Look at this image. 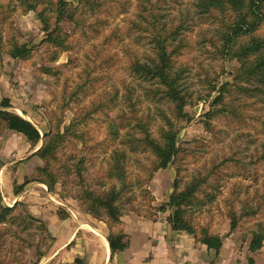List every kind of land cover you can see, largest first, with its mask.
I'll use <instances>...</instances> for the list:
<instances>
[{"label":"rangeland","instance_id":"374dc122","mask_svg":"<svg viewBox=\"0 0 264 264\" xmlns=\"http://www.w3.org/2000/svg\"><path fill=\"white\" fill-rule=\"evenodd\" d=\"M68 1L73 5L79 3V0ZM146 1L108 0L111 6L107 11L85 15L87 24L99 20L88 33H84L85 26L64 23L74 47L59 52L50 61L56 49L42 43L46 34L37 11H26L23 0H0V108L2 99L9 98L8 109L19 115V109L24 110L27 116H21L34 123L42 136L33 145L23 134L0 124V203L8 207L22 203L28 213L45 223L54 237L51 242L38 225L23 228L19 223L2 224L7 233L2 236L0 255L12 264L21 259L26 264H89L92 259L101 264L105 259L103 239L108 240L111 232L126 233L128 247L133 235L166 234L167 237L169 227L171 233L184 234L196 243H202L197 239L202 228L220 235L223 247L218 254L214 250L207 264H264V240L260 249H250L253 228L260 224L264 227V160L260 159L264 153V87L253 91V95L236 93L237 101L251 102L248 112L254 115L253 120L241 123L232 118H215L213 130L204 124V113L210 110L215 97V93L207 95L209 80H232L231 74L239 64L217 54L213 40L217 43L224 29L220 23L202 20L198 0H166L165 3L152 0L159 6L162 21L184 22L188 26L179 36L187 45L177 58L175 70L185 69L183 83L197 100L186 109L191 120L181 123L179 145L184 151L177 163L151 175L155 161L151 152L131 151L109 135L107 123L115 120L118 113L129 112L128 97L137 104L140 114L152 115L156 123L161 121L162 112L171 116L165 103L148 94L150 82L135 75L130 68L135 56L145 60L149 51L145 31L137 27V24L144 25L143 8L150 6ZM256 34L264 35V23ZM17 39L33 48L29 58H13L9 53L12 42ZM46 66L53 68L54 73L46 72L43 69ZM73 121L79 124L51 160L52 168L62 176L50 189L39 173L46 161L35 152L52 127L60 123L64 132ZM115 148L127 149L128 187L122 200L128 209L123 212L121 224L110 225L106 219L84 212L75 198L78 187L73 175L64 166L82 152L89 159L88 180L94 183L103 177L101 190L113 185L119 188L121 182L106 174ZM225 158H228L226 163L221 164ZM200 177L207 179L189 208V216L199 232L195 238L185 231L174 230L167 219L171 211L159 208L174 191L176 179L180 181V188H184ZM26 180L28 183L16 194V186ZM247 201L258 205V212L240 218L232 229L231 212L240 213ZM154 225L159 230L154 227L151 232L149 227ZM73 233L71 241L54 254L57 244H63ZM175 239L181 241L182 237ZM38 246L46 250L41 259ZM123 251L114 255L111 252L109 262L118 264L116 256Z\"/></svg>","mask_w":264,"mask_h":264},{"label":"trees","instance_id":"16d2710c","mask_svg":"<svg viewBox=\"0 0 264 264\" xmlns=\"http://www.w3.org/2000/svg\"><path fill=\"white\" fill-rule=\"evenodd\" d=\"M165 3L166 0H160ZM78 5H73L68 0H23L26 11L35 10L42 22L45 38L42 43L56 49L50 61L57 58L61 51L71 50L74 44L71 34L65 32L63 24L70 23L75 27L85 26L88 33L93 31L95 24H87L86 14L107 11L111 6L108 0H79ZM150 6H144V25L137 24L139 29L145 31V38L149 44V51L145 60L135 56L131 61L132 72L150 82L148 94L152 98L163 102L169 107L171 116L166 112L161 113V121L155 122L150 114H140V109L130 97L127 98L129 112L118 113L115 120L109 121V135L116 142L126 145L131 151H149L154 156L151 175L158 169H165L176 164L180 154L184 151L179 145V134L182 130L181 123L191 120L187 107L194 105V94L183 83L185 69L175 70L177 58L182 54L185 47L184 38H179L181 31L188 28L182 22L179 24L162 21L157 2L147 0ZM43 4L41 9L38 7ZM197 6L202 20L220 23L224 29L215 43L217 54L228 60H236L239 66L234 70L232 80L220 81L217 78L209 80L208 97L215 93L211 101L210 110L204 113V124L213 130L212 120L215 118H232L241 123L253 120L254 115L248 111L251 107L247 101H237L236 93L252 94L253 91L261 90L264 87V35H257V31L264 23V0H198ZM115 7H113L114 10ZM203 21V22H204ZM100 23H103L101 21ZM86 31V30H85ZM112 37V34L110 35ZM109 40V36L107 37ZM179 42L177 43V41ZM218 45V47H217ZM2 35L0 34V57L2 55ZM33 48L27 43H21L18 39L12 42L9 53L13 58H29ZM46 72L54 73L50 66L43 68ZM253 95V94H252ZM202 98V97H200ZM253 102V101H252ZM11 101L3 98L0 108V124L7 129L23 134L33 145H37L42 136L37 126L30 120L18 113L9 110ZM259 119H255L258 121ZM79 124L73 121L61 131L60 123L52 127L44 134L41 147L35 152L46 165L39 169L50 189L61 179L59 170H54L51 160L56 158V153L64 146L66 138L72 134V130ZM156 127V128H155ZM122 130L123 133H122ZM114 142V143H115ZM141 148V149H139ZM113 158L107 176L116 178L121 182L117 188L115 185L108 190H101L99 185L102 178L92 183L86 178L87 162L89 159L84 153L74 156L73 162L64 166V170L70 171L77 185L75 198L80 202L85 213L96 218L106 219L110 225L121 224L123 212L128 209L123 202V194L128 187L126 182V161L127 149L115 148ZM225 158L222 163H226ZM232 159V158H230ZM264 160V153L260 156ZM216 168V167H215ZM206 177L194 179L184 188H180L179 179L175 180L174 191L159 208L160 211L170 210L168 222L176 231H185L196 235L199 233L189 216V208L196 199V194ZM28 180L20 186H16L15 193L19 194ZM210 197V196H209ZM212 200L213 197H210ZM18 207V208H17ZM259 206L245 202L242 211L231 212V227L236 228L238 220L245 216L254 215L258 212ZM18 210V212H16ZM61 213L62 210H59ZM65 217V216H64ZM19 223L23 228L38 225L44 230V235L51 242L54 237L49 234L45 223L28 213L22 203L8 207L0 203V250L6 236L7 230L1 225L4 223ZM198 241L207 245L209 249L215 250L218 254L223 247V238L220 235L211 233L208 228H202ZM264 240V227L260 224L252 230L250 249L258 250L262 247ZM112 255L126 249L128 244L127 234L122 230L111 232L108 237ZM39 247V246H38ZM46 250L38 248V258L45 255ZM1 253V252H0ZM0 264H12L5 258H1ZM15 264H26L17 260ZM212 264V263H210Z\"/></svg>","mask_w":264,"mask_h":264},{"label":"crops","instance_id":"0c3cea01","mask_svg":"<svg viewBox=\"0 0 264 264\" xmlns=\"http://www.w3.org/2000/svg\"><path fill=\"white\" fill-rule=\"evenodd\" d=\"M19 113L23 116H27L26 112L19 109ZM154 227L159 230V226L154 225L150 231H154ZM90 228V227H89ZM91 230L96 231L91 227ZM171 228H168V234L154 237L151 234L149 237L145 235H133L131 236V243L127 249L116 256L118 264H207L210 255L214 253V250L208 249L205 244L196 243L189 236L184 237V234L171 233ZM63 242V244H57L54 254H58L60 248L67 245L72 237ZM182 237L181 241L173 240L174 237ZM104 253L105 259L101 264H112L109 262L111 248L109 241L104 237ZM62 243V242H61ZM201 253V254H200ZM126 254V256H125ZM150 254V255H149ZM114 256V257H115ZM150 257V259H149ZM89 264H99L94 260H89Z\"/></svg>","mask_w":264,"mask_h":264}]
</instances>
